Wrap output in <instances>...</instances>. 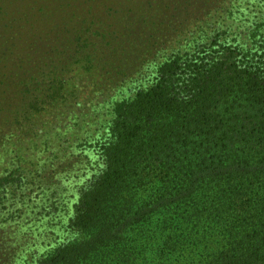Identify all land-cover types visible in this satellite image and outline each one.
Segmentation results:
<instances>
[{"label":"rangeland","instance_id":"obj_1","mask_svg":"<svg viewBox=\"0 0 264 264\" xmlns=\"http://www.w3.org/2000/svg\"><path fill=\"white\" fill-rule=\"evenodd\" d=\"M220 45L264 55V0H0V264L72 239L116 105Z\"/></svg>","mask_w":264,"mask_h":264},{"label":"trees","instance_id":"obj_2","mask_svg":"<svg viewBox=\"0 0 264 264\" xmlns=\"http://www.w3.org/2000/svg\"><path fill=\"white\" fill-rule=\"evenodd\" d=\"M207 51L116 105L75 235L39 264H264V55Z\"/></svg>","mask_w":264,"mask_h":264}]
</instances>
